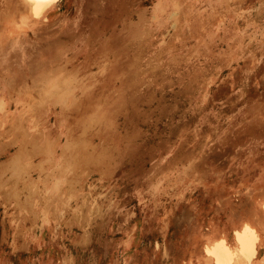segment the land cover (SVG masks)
Returning a JSON list of instances; mask_svg holds the SVG:
<instances>
[{"label": "rangeland", "instance_id": "1", "mask_svg": "<svg viewBox=\"0 0 264 264\" xmlns=\"http://www.w3.org/2000/svg\"><path fill=\"white\" fill-rule=\"evenodd\" d=\"M60 12L0 72V264L264 255V0Z\"/></svg>", "mask_w": 264, "mask_h": 264}, {"label": "crops", "instance_id": "2", "mask_svg": "<svg viewBox=\"0 0 264 264\" xmlns=\"http://www.w3.org/2000/svg\"><path fill=\"white\" fill-rule=\"evenodd\" d=\"M62 4L63 0H56L39 16L34 17L32 4L28 0H0V72L2 76H10V70L14 68L12 64L14 55L24 59V54L30 52L32 38L41 36L40 31L45 30L49 16L52 13L62 14L60 12ZM226 221L222 224L223 239L228 229L235 228L233 221L229 219ZM257 242L255 253L250 261L249 258L238 253L231 264H264V255H259L256 251Z\"/></svg>", "mask_w": 264, "mask_h": 264}, {"label": "bare ground", "instance_id": "3", "mask_svg": "<svg viewBox=\"0 0 264 264\" xmlns=\"http://www.w3.org/2000/svg\"><path fill=\"white\" fill-rule=\"evenodd\" d=\"M28 1L32 4V10L34 13V17H35V15H40L48 7V4H47L48 0H28ZM245 252H247V254H245ZM238 253L243 255L244 257H246L248 259L249 256L254 255L255 245L247 246V248H242V249L238 250L237 254L226 253V260L224 263L222 262L221 264H231V262L234 260V258L237 257L236 255H238ZM247 262H249V261H247Z\"/></svg>", "mask_w": 264, "mask_h": 264}]
</instances>
